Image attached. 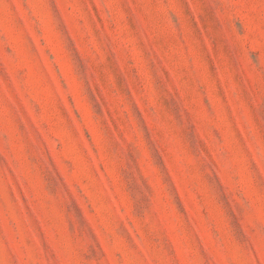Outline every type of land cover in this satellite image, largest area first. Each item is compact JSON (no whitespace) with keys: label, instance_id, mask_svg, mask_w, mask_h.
<instances>
[{"label":"rangeland","instance_id":"obj_1","mask_svg":"<svg viewBox=\"0 0 264 264\" xmlns=\"http://www.w3.org/2000/svg\"><path fill=\"white\" fill-rule=\"evenodd\" d=\"M0 264H264V0H0Z\"/></svg>","mask_w":264,"mask_h":264}]
</instances>
